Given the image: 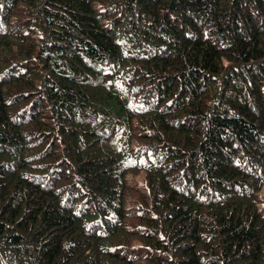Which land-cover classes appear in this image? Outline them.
I'll use <instances>...</instances> for the list:
<instances>
[{"label": "trees", "instance_id": "16d2710c", "mask_svg": "<svg viewBox=\"0 0 264 264\" xmlns=\"http://www.w3.org/2000/svg\"><path fill=\"white\" fill-rule=\"evenodd\" d=\"M0 264H264V0H0Z\"/></svg>", "mask_w": 264, "mask_h": 264}, {"label": "water", "instance_id": "95a60500", "mask_svg": "<svg viewBox=\"0 0 264 264\" xmlns=\"http://www.w3.org/2000/svg\"><path fill=\"white\" fill-rule=\"evenodd\" d=\"M173 7V6H172Z\"/></svg>", "mask_w": 264, "mask_h": 264}]
</instances>
